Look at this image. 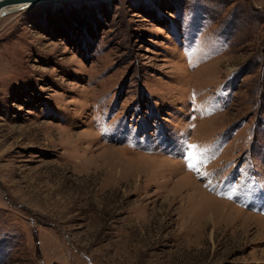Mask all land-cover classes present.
Returning a JSON list of instances; mask_svg holds the SVG:
<instances>
[{
  "label": "rangeland",
  "instance_id": "rangeland-1",
  "mask_svg": "<svg viewBox=\"0 0 264 264\" xmlns=\"http://www.w3.org/2000/svg\"><path fill=\"white\" fill-rule=\"evenodd\" d=\"M0 264H264V0L0 17Z\"/></svg>",
  "mask_w": 264,
  "mask_h": 264
},
{
  "label": "water",
  "instance_id": "water-1",
  "mask_svg": "<svg viewBox=\"0 0 264 264\" xmlns=\"http://www.w3.org/2000/svg\"><path fill=\"white\" fill-rule=\"evenodd\" d=\"M46 1H52V0H0V11L19 4L24 6H28V5L32 6ZM14 10L16 9H9L7 12L10 13ZM7 12L5 14H8Z\"/></svg>",
  "mask_w": 264,
  "mask_h": 264
},
{
  "label": "bare ground",
  "instance_id": "bare-ground-1",
  "mask_svg": "<svg viewBox=\"0 0 264 264\" xmlns=\"http://www.w3.org/2000/svg\"><path fill=\"white\" fill-rule=\"evenodd\" d=\"M54 1H58V0H52V1H50V2H54ZM29 6V5H28ZM28 6H24V5H15V6H12V7H9V8H6V9H4V10H2V11H0V17H3V16H5L6 14V12L9 10V9H22V8H24V7H28ZM6 11V12H5ZM8 13V12H7Z\"/></svg>",
  "mask_w": 264,
  "mask_h": 264
},
{
  "label": "snow or ice",
  "instance_id": "snow-or-ice-1",
  "mask_svg": "<svg viewBox=\"0 0 264 264\" xmlns=\"http://www.w3.org/2000/svg\"><path fill=\"white\" fill-rule=\"evenodd\" d=\"M191 147H196V146H191ZM188 155L191 156L192 153H188ZM188 166H189V168H193V167H195V165H193V164H189Z\"/></svg>",
  "mask_w": 264,
  "mask_h": 264
}]
</instances>
